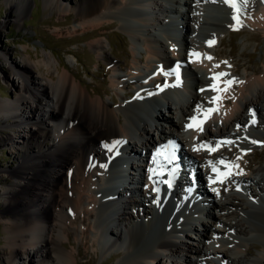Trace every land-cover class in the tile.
I'll return each mask as SVG.
<instances>
[{"label":"bare ground","instance_id":"obj_1","mask_svg":"<svg viewBox=\"0 0 264 264\" xmlns=\"http://www.w3.org/2000/svg\"><path fill=\"white\" fill-rule=\"evenodd\" d=\"M6 1L11 8L7 23L13 21L15 11H18V16H24L28 13L29 3H35L33 0ZM46 1H55V5L58 2ZM194 2L197 8L192 5ZM213 2L219 1L152 0L147 6L153 5L154 14L135 18L138 25L131 24L126 18L130 7L139 6L137 0H74L72 9L64 3L59 5L64 14L74 12L80 20L79 29L86 31V37L93 38L87 41L88 45L106 64L100 73L109 74L111 87L124 89L125 95L131 93V98L125 99L116 90L119 101L115 104L102 97L104 89L99 86L90 89L85 85L78 72L69 63H61L53 51L33 61L24 46V61H11L10 74L17 75L19 80L15 81L7 74L4 80L11 82L17 92L15 104L20 113L13 124H27L35 117L39 120L47 115L57 126H49L48 123L42 127L36 119L29 127V134L18 132L23 155L19 157L18 165L9 167L8 176L4 177L8 183L3 192L6 204L0 208L7 234L4 264L13 263L19 252L29 262L78 264L75 257L85 255L89 245L99 251L102 258L110 255L108 260L102 259L99 264H162L160 258L171 259L172 254L182 257L184 264H264V227L256 224L258 221L264 223V210H260L264 209V200L260 197L259 202L256 191L264 187V172L260 177H251V183L246 174H256L258 167L254 168V163L264 159V150L261 149L264 145V62L251 65L250 61L235 60L224 66L223 59L219 60L223 56V48L219 49L216 45L219 43L224 47L222 33L235 22L231 18L233 11L222 7L212 10L221 13L220 18L207 20L206 16H202L205 11L202 3L212 5ZM165 3L170 4V9ZM140 9L136 12L139 13ZM228 12L229 16L226 15ZM168 14L175 15L171 17L172 24L177 21L185 29L182 38H177L174 30L164 29V17L161 16L169 17ZM240 19L244 26L230 30L232 39L246 29L252 31L250 35L253 38L259 37L260 32L264 36V0H249L240 13ZM116 23L129 38L131 51L124 59L112 55V43L107 36L106 30ZM158 27L164 29L160 30L161 34L154 33ZM175 28L177 32L181 31L177 26ZM188 34L199 37V41H189ZM208 41L215 42L209 46ZM179 44H182L183 52L176 49L175 45ZM138 45L144 54L138 52ZM192 52L202 55L191 56ZM208 56L212 59H207ZM73 57L77 60L75 54ZM215 58L218 61H214ZM177 62L183 78L179 80L174 77ZM32 66L44 69V76L33 75ZM122 68L126 69L124 73ZM240 68H244L243 74H237ZM199 69H204V73H199ZM218 72L228 73L217 81L221 89L225 88V81L234 80L226 91L216 92L209 88L213 83L211 78ZM186 77L191 80L188 95L179 89L186 86ZM170 80L176 85H169ZM128 82L135 88L128 87ZM170 89H174L172 91L178 97L177 106H173ZM158 93L166 101V113L156 110ZM212 97L219 99L210 103ZM197 106H201L199 111ZM147 107L156 111L152 121L148 120ZM208 108L218 110L205 119L204 110ZM12 109L6 102L0 101L1 113ZM193 116L197 117L196 123L203 121L202 131L186 127L193 123L190 119ZM162 123L168 124L167 130ZM238 125L240 130L237 132L234 127ZM152 132L158 134L156 139ZM52 133L56 137L52 138ZM34 138L35 142L32 141ZM170 138L180 146L176 154L169 150L170 155L180 158L175 162L179 165L176 173L181 176V171H186L184 164L187 165L188 160L191 162L189 167L195 168L188 177L193 182L187 179L184 182L193 186L198 196H204L199 203L198 215L210 216L214 223L221 226L214 227L211 235L202 226L201 231L194 232L197 241H191V234L188 233L191 230H185L191 228L188 220L194 217L195 212L181 215L173 211L166 201L160 200L155 204L149 192L159 189L164 194L168 190L162 182L165 175L162 169L167 168L166 153H154L155 150L156 153L162 151V146L167 145ZM225 138L238 139L242 146L229 149L224 143L216 151L200 147L202 144H213L216 148L217 142ZM7 139L11 140V137ZM47 139L52 140L51 144L45 141ZM253 140L260 143L253 144ZM116 141L120 143L114 144ZM176 143L175 146H178ZM138 147L140 154L136 152ZM236 152L240 153L239 157L243 155L246 161L228 160ZM137 154L147 158L146 163L140 164L136 160L130 163L138 173L143 171L140 165L147 166L144 189L134 179L130 183L134 188L124 190L132 193V197L120 199L122 191L110 187L113 171L128 155ZM222 159L238 167L226 169L224 164L219 163ZM198 164L206 166L202 173L197 172ZM213 165L220 173L231 171L226 181L234 180L240 191L226 192L227 187L216 179L218 173L213 172ZM246 167L252 173L245 171ZM235 174L241 175L236 178ZM129 178L132 181L133 177ZM202 178L209 185V192L204 193L196 186L201 184ZM189 186L185 188L190 190ZM170 191L169 199L174 206L178 203L183 207L182 211L189 209L187 202H179L173 190ZM110 193L117 194L121 203L111 201L108 198ZM218 194L226 195L217 200ZM251 199L258 201V205L251 203ZM214 210L219 215H214ZM245 214L250 217L242 222L241 217ZM112 215L116 216L112 218ZM222 215L236 220L227 222ZM78 224L82 225L79 232L84 242L83 247L74 253L65 248L68 242L73 244V241L68 240L65 244L62 237L69 239L70 232L76 239ZM252 235H256L260 244H248V237ZM255 249H258L256 254L253 252ZM38 254L40 258H37ZM149 258L152 263H148ZM92 261V256H86L82 264H91Z\"/></svg>","mask_w":264,"mask_h":264},{"label":"rangeland","instance_id":"obj_2","mask_svg":"<svg viewBox=\"0 0 264 264\" xmlns=\"http://www.w3.org/2000/svg\"><path fill=\"white\" fill-rule=\"evenodd\" d=\"M35 3H29L28 13L24 16H18V11H15L13 15V21L7 23V15H11L10 7L6 0H0V23H2V27L0 28V101L6 102L11 108V111L0 112V208L4 204H6V195L3 193L4 189L8 187V183L4 181V177L8 176L9 167H16L19 162V157L23 155L22 143L20 137H18V132H23L29 134V127L36 119L41 122L42 127H46V124L49 123V126H57L53 124L47 115H44L43 118H33L31 122L27 124L16 125L13 124L16 119V115L20 113V110L17 108L15 104L17 97V92L14 90V85L12 83L5 82L4 75H11L16 80H19V77L13 73L10 74V63L12 60H17L18 62L24 61L23 55V47L26 46L28 52L31 54V60L35 61L41 59L43 54L46 52L53 51L59 61L63 64H70L73 70H76L79 74V77L83 81V83L91 89L97 88L98 86L102 88L103 92L102 97L106 100L112 102V104L117 103L118 97L115 95V90L111 87L110 84V76L106 73H100V70L106 66L103 60H101L100 56L96 52H94L88 42L92 37H86V31H82L79 29L80 20L76 18L74 12H69V14H64L63 11L59 8L61 3H64L68 8L74 7V0H58L55 5V1L47 3L46 0H33ZM195 6V3H192ZM216 6H212L215 8H225L227 11H233L228 5H221L218 3H214ZM197 7V6H196ZM229 8V9H228ZM211 14L216 12L210 11ZM220 14V13H219ZM227 16L230 15L226 13ZM18 22V23H17ZM234 24V23H232ZM229 25V24H228ZM75 27V28H74ZM239 28V26H237ZM77 29V30H76ZM205 31L206 29L203 28ZM230 30L233 28L228 27L222 33V40L224 42V47L219 46L216 47L219 49L223 48V56L220 57L224 63V66L236 61H250L251 65H258L264 62V36L262 33H259V37H251V30L246 29L244 33L238 34L235 38H231ZM107 36L109 37L112 43V55H117L119 59H124V56L131 51L130 44H128V35L120 30V25L116 23V25L112 26L110 29H107ZM250 31V32H249ZM81 34V35H80ZM248 36V37H247ZM229 37V38H228ZM103 38V37H101ZM105 40V38H103ZM88 41V42H87ZM108 49V48H107ZM231 50V51H230ZM230 51V52H229ZM236 51V52H235ZM76 55L77 60L73 57ZM239 56V57H238ZM237 57V59H236ZM225 58V59H224ZM244 59V60H243ZM236 60V61H235ZM214 61H218L216 58ZM260 61V62H259ZM227 64V65H226ZM42 70V71H41ZM44 69H39L36 66L31 67V72L33 75L42 78ZM244 68H240L237 74H243ZM44 81V79H43ZM98 83V84H97ZM105 83V84H104ZM103 85V87H102ZM123 96V94L121 93ZM125 99H129L131 97H127L124 95ZM112 98V99H111ZM166 109H162V112H165ZM30 114V113H29ZM25 116V115H24ZM52 123V124H51ZM59 126V125H58ZM165 129L167 130V125H165ZM235 130H239L238 127H235ZM153 138H157L158 134L153 132ZM10 136L11 140H6V138ZM56 137V134L52 133V138ZM32 139V141L35 142ZM48 144H51L52 140H45ZM234 141L233 144H228L229 149L239 148L237 143L239 142L237 139H232ZM240 143V142H239ZM231 145V146H230ZM240 145V144H239ZM261 149L264 150V145L261 146ZM203 150L204 147H203ZM209 151V150H207ZM240 153H235L232 158L228 160H234L238 162H245L246 159L242 155V159L239 157ZM240 158V160L238 159ZM244 160V161H243ZM261 163V164H260ZM261 165V166H260ZM260 166V167H259ZM254 168H257L256 174H249V182L251 183V177H260L264 168V159L256 161V164L253 165ZM206 169L205 165L198 164L197 172H203ZM245 171L249 172L248 170ZM243 171L242 173H244ZM262 173V174H261ZM258 175V176H257ZM260 175V176H259ZM203 179V178H202ZM218 182H220L218 180ZM234 182V183H233ZM221 183V182H220ZM227 187L226 192L237 190V184L233 180L223 181L221 183ZM252 185V184H251ZM198 188H201V191L206 193L209 192V185L204 181H201V184L197 185ZM229 187V188H228ZM254 187V186H253ZM254 189V188H253ZM257 191V190H256ZM226 195V194H225ZM224 194H218L216 196L217 200L224 198ZM260 202V199H259ZM261 211L264 209H260ZM214 215H219V212L213 211ZM249 214L242 215V222H245L246 219H249ZM222 218L226 219L227 222H234L236 219L231 217H227L226 215H222ZM228 218V219H227ZM245 218V219H244ZM84 224V223H81ZM258 227H264L263 222H256ZM79 225V226H78ZM76 239L69 232V239L62 237L63 243L69 241H73V244H66L65 248L71 252H76L82 246V242L84 239L80 236L79 227L82 226L78 224ZM202 226L206 227L205 232L211 235V231L216 228L221 227L218 223H214L213 219L208 216L204 221ZM195 231H189L191 234V241H197ZM197 233V232H196ZM6 231L4 226V221L0 217V264H4V256H6ZM65 236V235H62ZM75 239V240H74ZM88 244V243H87ZM90 244V243H89ZM88 244V245H89ZM248 244H260L256 235H252L248 237ZM86 254L83 256L75 257V260L78 264H82L84 257L89 256L93 258L91 264H99L102 260H108L110 255H105L103 258L101 257L99 251L94 250L90 245L87 246ZM261 250V248H259ZM254 254L258 252V249H255ZM37 258H40V255H37ZM195 258V257H194ZM170 260V261H168ZM264 262V258L262 259ZM261 260V261H262ZM101 261V262H102ZM160 261L162 264H184V261L178 257H173L171 259H166L165 257H161ZM11 264H39L37 261L29 262L26 260L24 254L19 252L17 254V258Z\"/></svg>","mask_w":264,"mask_h":264},{"label":"snow or ice","instance_id":"obj_3","mask_svg":"<svg viewBox=\"0 0 264 264\" xmlns=\"http://www.w3.org/2000/svg\"><path fill=\"white\" fill-rule=\"evenodd\" d=\"M222 2L224 4H226V5H228L233 10V14H232V17L231 18H232V20L235 23L234 24H230L229 27L233 28L234 30H238L237 26L243 27L244 25H243V23H242V21L240 19V13H241V11L244 8L247 7V5L249 3V0H222ZM214 42L215 41H208L209 46H211L212 44H214ZM190 55L191 56H195V57H200L202 54L201 53H198V52H192V53H190ZM207 59L211 60L212 57L211 56H208ZM223 63H227V62L225 61ZM216 67H219V65H216ZM161 71H163V70H161ZM164 74L165 75H171L173 73H164ZM174 74L176 75L177 80H179V65H177L176 69L174 70ZM227 75H228V73H226V72H218V73H215L213 75V77L211 78L213 80V83L211 85H209V88L212 91H216V92L226 91L227 90V87L230 86L234 82V80L225 81L224 82L225 83V88H223V89H221L219 87V85L217 84V81L219 80L220 77H225ZM201 91H205V89H201ZM218 99H219V97H212V100L210 101V103H215ZM200 108H201V106H197L198 111L200 110ZM217 110L218 109H213V108H208V109L204 110V112H205V119L209 118V116L211 115V113L213 111H217ZM254 115L255 114L253 113V116ZM190 119L193 121V123L188 124L186 126L187 128H193V127H195L199 131H202L203 130V128H202L203 121H200L199 123H196V121H197V117L196 116H193ZM252 122L255 123V120L253 119ZM237 127H239V125ZM118 143H120V142L119 141L114 142V144H118ZM224 143H226V144H233L235 142L234 141H231V140H224V141L217 142L216 148H212L210 144H202V145H200V147H206V148H208L209 151H216L221 146V144H224ZM251 143L256 144V143H260V142L253 140V141H251ZM105 147H109V146L108 145H105ZM194 150H199V148H194ZM219 163L224 164L225 167H226V169H228L230 167H238V165H229V163L226 162V161H224L223 159ZM213 172H217L218 173L216 179H219L221 182H223L222 181V177L223 178H226L228 175H231V171H225L223 173H220L219 170L215 167V165H213ZM212 182L215 183L216 180H212ZM189 191H191V190H189ZM213 191H217V190L216 189H213Z\"/></svg>","mask_w":264,"mask_h":264}]
</instances>
